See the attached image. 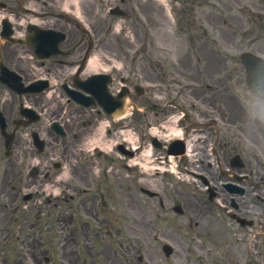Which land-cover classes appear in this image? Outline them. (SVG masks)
<instances>
[{"label": "flooded vegetation", "instance_id": "obj_1", "mask_svg": "<svg viewBox=\"0 0 264 264\" xmlns=\"http://www.w3.org/2000/svg\"><path fill=\"white\" fill-rule=\"evenodd\" d=\"M54 2L55 0H34L33 8L40 13L39 17L43 19L46 26H49L48 28L59 30L64 33V38L57 43L55 52L49 54L47 57L41 58L35 55L31 46L18 45L5 40L0 42V62L18 72L27 80L55 79L56 82H65L70 85L75 81L81 82L82 79H85L94 72L87 67V56L95 51H100L110 56L111 44L108 38L101 37L103 28L97 26L96 22L91 24L88 31H84L78 27V24L70 16L57 11L52 5ZM6 9H9V7H6L5 10ZM81 10L85 18H90L94 14V6L88 2H83L81 4ZM12 29H14L12 37H19L16 33L19 30L15 29L14 26ZM21 30L22 32H18L20 36L26 35L30 40H36L34 36L35 29L28 31L27 27H24L21 28ZM54 40L55 37L52 35L48 39V42L52 43ZM101 61L105 65V62L103 60ZM155 79L158 81L162 78L157 77ZM121 80H123V78L120 73L111 74V80L108 84L110 94L115 95L120 91L122 86L119 81ZM90 88L94 93H101L103 91L101 82H92ZM167 92L168 90L166 88L159 90V94H167ZM50 93L52 94L51 101L53 105L48 103L47 91L41 95L27 96V98L32 100L31 103L40 114L39 119L42 120L43 112L49 114L51 117L55 116L57 119H60L65 134L63 136L55 134L47 129L46 126H41L43 122L40 120L31 123L27 128L12 125L10 130L14 132L12 146L15 158L23 161L29 159L26 155L25 148L27 146H32V140L28 138V135H30L32 131H38L37 133L45 138V148L48 149V152L50 151L53 154H58L59 158L69 165V175L72 181H74L72 183L73 188L71 182H61V186L58 188L59 192H61V197L66 194L67 190L71 189L74 193V199L78 203L80 209L88 215L93 214L95 208L94 197L89 193V187L80 190V184L90 186L91 183H94V180H90L89 176L95 178L94 172L91 171L95 164L91 158H87L88 155H83V150L96 138L101 137L98 129L103 119L107 118L110 125L104 132L105 136H109L112 133L126 132L129 125H131L132 128L136 127L141 132V129L151 121L155 120V122H158V115L161 117L169 115L171 111H173L170 104L171 102L160 104L157 101H153L154 105H148L146 103H149L150 100L149 98L144 100V93L140 95L134 89L130 88V92H128L129 99L140 105L153 107L155 117H147L144 111H132L128 122L127 120H123L113 124L98 104H96L94 98L90 107H84L70 101L61 85L50 89ZM172 102L174 106L175 102ZM186 116L185 114V117ZM201 116L207 117L208 114L203 113ZM239 119V114H236L233 120L236 126L234 136L241 131L248 136L245 131L246 129L240 127ZM198 126L201 127L202 123ZM184 128L188 130V127L185 126ZM197 130L202 131L203 129L198 128ZM212 132H214V135L208 132L206 133L211 137L212 142L216 144L218 129L213 128ZM85 158L86 168L84 171L79 164L80 159ZM52 167L53 163L46 161L39 169V183H42V186H44L48 180L51 181L53 176L51 173ZM190 173L197 175V173L192 171H190ZM81 192L83 194H81ZM14 200L15 195L11 194L9 201L12 202ZM35 202H37V200H34V205L37 206ZM8 258L9 257H5L4 261H7Z\"/></svg>", "mask_w": 264, "mask_h": 264}, {"label": "rangeland", "instance_id": "obj_2", "mask_svg": "<svg viewBox=\"0 0 264 264\" xmlns=\"http://www.w3.org/2000/svg\"><path fill=\"white\" fill-rule=\"evenodd\" d=\"M158 1H157L158 3H160L167 9L171 17L174 18L176 27H178V24L183 25L185 18H187L185 12L189 11V9L184 10L183 5H179L180 0H172L171 2L168 0H158ZM263 8H264V0H208L207 3L203 2L201 4V7L196 10H198L200 14L207 15L208 20L210 19L213 22H216V20L220 16L219 14H221L222 16L225 15L224 17L227 18V22H229L230 24L229 26H231L237 32L239 44H240V50L252 49L254 50V52L264 55V45H263L264 27H260V25L258 26V23H256L258 21L262 22L264 20ZM258 11H260L261 14L263 13L260 18L254 14V12L256 13ZM158 22L161 23V20ZM227 30H228V26L224 24V30H221L220 33L229 34ZM237 35H236V41H237ZM254 41L256 42L255 45H251L250 42H254ZM176 43H182V41L179 38H177ZM175 199H178L177 196H175ZM136 200L140 201L138 196ZM129 205H130V200H129ZM132 208L134 209L133 206ZM128 210L129 213L140 214V217H142L140 224L143 227V229L141 228L142 231L144 230L147 231L148 227L151 229L150 226H152L153 229L155 227H159L160 229L163 230V232H165L166 235H169L171 237V240L173 242L178 241L183 247L186 246V241H188L187 238L191 237L194 232L186 229V224L184 222L186 219L185 215L175 216L174 220L171 221V223H169L172 224V226L165 223V220L163 219L165 217H168V215L164 213L166 210L165 207L155 210V206L153 204L149 206L143 204L142 206V202H141L140 203L141 213H138L135 210H132L131 208ZM220 217L221 218H217L218 221L213 220L218 227L217 235L221 236L220 238L223 240L231 241V238L237 237L238 233H236L233 223L229 222L228 221L229 219L225 217L224 214H222V216ZM129 220H131V218H129ZM116 233L119 236V238L117 237L114 241L116 247L118 244L119 246H121V244L124 245L126 244V242H128L131 248L133 249L132 255L127 256V258L131 259L125 261L127 264H132V263L136 264L135 262L139 256L143 257V263L144 262L152 263V259H154V253L158 255V250L155 247L153 248V251H151L148 250L147 244H144L143 247L133 244V242L131 241L132 238L130 237V235L132 234L126 230L123 224H121L120 227L116 230ZM152 246L154 245L152 244ZM188 247H191V242H189ZM117 249L118 248L115 249L111 248V255L115 256L114 252ZM117 256L119 257L118 254ZM190 256L193 259L197 257V253L192 247H191ZM216 258L219 260V263L224 264L223 260H221L219 256H216ZM100 259L102 260V262H105L106 264V261L103 259L102 256H100ZM119 260L124 261L125 259L123 258V256H121ZM173 261L174 260L170 259L171 263H173ZM181 261L182 259L178 260V262ZM189 261L190 260L188 258L185 264H197ZM198 264H205V263L198 262Z\"/></svg>", "mask_w": 264, "mask_h": 264}]
</instances>
